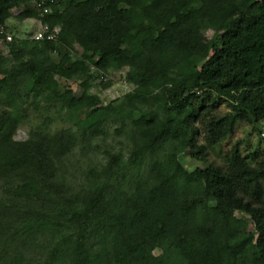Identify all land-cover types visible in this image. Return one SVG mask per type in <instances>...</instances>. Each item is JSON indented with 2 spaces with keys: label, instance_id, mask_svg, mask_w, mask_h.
<instances>
[{
  "label": "trees",
  "instance_id": "1",
  "mask_svg": "<svg viewBox=\"0 0 264 264\" xmlns=\"http://www.w3.org/2000/svg\"><path fill=\"white\" fill-rule=\"evenodd\" d=\"M50 8L0 0L7 34L9 20L59 28L13 37L8 70L0 49V264H264V150L180 161L206 163L238 122L264 129V0ZM118 72L132 90L104 105L93 82Z\"/></svg>",
  "mask_w": 264,
  "mask_h": 264
},
{
  "label": "rangeland",
  "instance_id": "2",
  "mask_svg": "<svg viewBox=\"0 0 264 264\" xmlns=\"http://www.w3.org/2000/svg\"><path fill=\"white\" fill-rule=\"evenodd\" d=\"M19 12V9H15L12 11L14 16H16ZM7 23L9 24L7 32L12 38H26L38 29V24L35 21H27L24 23H20L16 20H9ZM214 37L215 34L213 32L206 33L207 39H213ZM2 52L6 59V69L8 70L11 68L12 61L9 57L8 50L6 47L2 49ZM124 74L125 72L111 73L108 76L104 77V79H98L94 81L91 93L98 94L104 105H107L115 100H122V98H124L132 90L131 86L126 84L124 80ZM108 81L111 82V87L106 90H103L100 83H106ZM69 86L75 93L78 92L77 84L69 83ZM227 112H229V110L225 103L221 104L217 109V113L220 115H223ZM39 121L40 120L35 114H31L29 121L20 126L18 132L19 138L24 137L30 128L39 124ZM57 127L60 126L55 124L52 130H55ZM262 128H264V124H262ZM119 142L125 144L123 139H120ZM115 145L118 149L122 148L118 144ZM234 147L238 148L242 156H248L249 154H253L255 151L262 152L264 150V140L260 139L258 132L256 130L254 131L252 129V126L247 125L243 121H241L236 124V129L234 131L233 136L227 139L224 143H222L220 147H216L214 151L208 154L206 163L192 160L187 154L182 155L180 157V161L188 170H194L197 167H204L206 164L220 165L222 163L223 156ZM90 159H92V162L96 163L100 160V158H97V161V159L92 158V156L90 157ZM85 162V159H81L77 155V153H75L70 158L68 166L70 167L71 171H79L81 168H84ZM129 180H131V178ZM156 254H159V251H156Z\"/></svg>",
  "mask_w": 264,
  "mask_h": 264
},
{
  "label": "built area",
  "instance_id": "3",
  "mask_svg": "<svg viewBox=\"0 0 264 264\" xmlns=\"http://www.w3.org/2000/svg\"><path fill=\"white\" fill-rule=\"evenodd\" d=\"M33 2V7L35 10L39 12L40 17H44L51 13L50 5L54 3V0H31ZM59 33V28H55L50 31L47 25L38 24V29L35 31L32 39L34 41L47 40V41H55L56 36ZM0 34L5 35L3 40H0V49L5 47V44L9 43L12 40V37L5 33V29L0 27ZM260 139L264 140V129L260 133Z\"/></svg>",
  "mask_w": 264,
  "mask_h": 264
},
{
  "label": "crops",
  "instance_id": "4",
  "mask_svg": "<svg viewBox=\"0 0 264 264\" xmlns=\"http://www.w3.org/2000/svg\"><path fill=\"white\" fill-rule=\"evenodd\" d=\"M31 22H32V21H31ZM36 23H37V22H36ZM8 26H9V24L7 23V24H6V28H8Z\"/></svg>",
  "mask_w": 264,
  "mask_h": 264
}]
</instances>
